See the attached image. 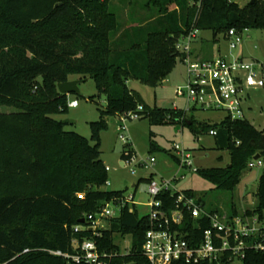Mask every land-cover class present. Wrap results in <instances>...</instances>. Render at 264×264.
I'll return each mask as SVG.
<instances>
[{
  "label": "trees",
  "instance_id": "obj_1",
  "mask_svg": "<svg viewBox=\"0 0 264 264\" xmlns=\"http://www.w3.org/2000/svg\"><path fill=\"white\" fill-rule=\"evenodd\" d=\"M141 7L149 15L122 28L108 0H0V105L14 108L0 112V264H76L52 253L74 254L73 239H94L100 251L111 254L106 264H149L141 253L147 215L138 218L127 205L105 222L98 237L84 228L88 214L123 196L102 189L107 170L100 132L107 116L137 112L153 125L180 124L183 118L194 134L215 130L216 148L228 153L229 162L197 173L221 191L233 192L253 156L264 157V130L249 121L225 116L215 124H188L187 112L150 108L127 85L129 79L160 85L174 68L177 37L192 27L213 37L230 29H264V0L243 6L229 0H147ZM72 76L92 78L98 96L106 97L99 120L91 123L90 139L66 130V123L54 117L69 107L57 84ZM149 145L150 152L158 150L153 141ZM127 147L121 160L133 153H126ZM173 159L177 162L175 154ZM174 197L159 196L168 209ZM244 213L264 219V167L255 204ZM239 214L235 205L228 213ZM79 225L83 228L74 231ZM114 235L130 237L128 253ZM243 264H264V253L247 250Z\"/></svg>",
  "mask_w": 264,
  "mask_h": 264
},
{
  "label": "rangeland",
  "instance_id": "obj_2",
  "mask_svg": "<svg viewBox=\"0 0 264 264\" xmlns=\"http://www.w3.org/2000/svg\"><path fill=\"white\" fill-rule=\"evenodd\" d=\"M108 0L109 7L115 11L122 28L128 27L134 20H142L149 12L140 8L147 0ZM240 6L245 4V0H235ZM134 4V6H133ZM149 8V7H148ZM152 8V7H151ZM174 5H169L172 10ZM200 35L206 38L203 41V54L210 55L214 51V46H219L220 54L230 58L242 54L247 60L257 59L264 61V29H249L240 36V44L234 49L228 48V39L223 34L213 37L208 31H202ZM72 78L82 79V76H72ZM81 82L79 93L67 94L68 101L76 100L75 107H68L67 113L55 115L56 119H69L74 122L66 123L65 129L74 131L88 139L91 136V123L98 121L100 110L107 105L105 95L98 96L96 84L90 77ZM186 83V68L177 58L174 68L157 87L148 86L138 80L129 79L127 85L135 91L140 98L150 108L171 109L176 106L179 110L185 111V119L195 123L204 122L215 124L221 122L226 116L223 111H206L195 108L192 103L187 104L185 100L175 94L178 86ZM247 97L243 101L242 108L244 119L252 123L256 129L264 130V88H252L247 91ZM14 111V108L0 105V112ZM106 129L100 132V151L107 171V181L109 185H104L102 189L108 191H122L127 197L134 194V203L128 205L129 212L137 214L138 218L147 215L149 207L146 204L150 201L147 194V183L145 179L150 175L156 179L160 177H170L177 171L180 179L176 182V188L189 190L195 193L197 199L207 210H217L218 212L229 213L231 207L235 205L238 212L244 213L255 204V192L258 185L259 176L263 167L254 164L251 168H246L241 177L240 183L233 192L221 191L211 182L203 178L199 173L193 172L190 168L178 169L173 159L174 145L181 146L191 155L193 167L210 168L225 166L229 162V155L226 151L216 148L214 136L203 133L194 134L188 126H184L183 118L179 123L151 124L147 118H126L121 121V116H107ZM125 124L127 130H121ZM152 132V133H151ZM120 134H125L129 140L130 148L133 151L136 162L145 160L150 156L155 158L152 168H141L138 165L121 166L120 157L125 150V143L119 138ZM150 141H153L158 150L150 152ZM222 157V160H219ZM135 169V173L131 169ZM181 170V171H180ZM133 204V205H132ZM108 208L116 215L120 214L119 207L115 203H110ZM116 243L122 251H126L131 246L129 236L121 238L114 235Z\"/></svg>",
  "mask_w": 264,
  "mask_h": 264
},
{
  "label": "built area",
  "instance_id": "obj_3",
  "mask_svg": "<svg viewBox=\"0 0 264 264\" xmlns=\"http://www.w3.org/2000/svg\"><path fill=\"white\" fill-rule=\"evenodd\" d=\"M245 1L247 3L250 0ZM244 31L247 30L236 33L230 29L227 32L225 36L229 50L240 44V36ZM199 33L200 30L192 27L176 39L177 58L186 68V83L176 88V96L200 110L223 111L231 119H244L242 104L248 95L247 91L252 88H264V61L247 60L241 56H196L193 43ZM77 104L76 100L68 101L69 107H75ZM172 108L178 109L176 106ZM137 110H142V106L138 105ZM187 111L188 109H185V112ZM126 118L136 119L139 115L137 112H129L121 116V121L124 122ZM121 130H127L125 124L121 126ZM215 133V130L209 131L212 136ZM119 138L128 146L126 153L131 151L130 143L127 142L129 138L125 134H120ZM174 154L178 169L190 168L193 172L198 171V167H193L191 155L181 146L174 145ZM121 162L124 167L138 165L148 169L155 164V158L150 156L136 162L132 153ZM254 164L263 167L262 160L259 159L252 160L248 168ZM106 170L108 171V167ZM131 172L135 173V169L132 168ZM177 172L170 177L159 179L151 174L146 180V191L150 196V201L146 204L149 207V228L144 234L141 253L149 264H243L247 250L264 253V219H260L256 214L229 216L228 213L206 210L196 196L176 188V182L180 179ZM105 184L109 185V181ZM162 193L175 195L170 209L166 208L163 200L159 198ZM77 196L82 199L84 193ZM133 199L134 194H130L109 200L99 211L87 215L84 228L91 230L94 237H98L101 229H105V222L119 216L111 211L108 205L115 203L120 212L125 206L134 203ZM81 228L83 226H76L74 231ZM72 243L76 249L74 254L60 251L52 253L70 258L76 264H106L105 259L111 256L105 251H100L94 239H73ZM128 250L124 252L128 253Z\"/></svg>",
  "mask_w": 264,
  "mask_h": 264
},
{
  "label": "water",
  "instance_id": "obj_4",
  "mask_svg": "<svg viewBox=\"0 0 264 264\" xmlns=\"http://www.w3.org/2000/svg\"><path fill=\"white\" fill-rule=\"evenodd\" d=\"M249 2H254V0H250ZM86 79L85 78H82V79H69L67 81H64V82H60L57 84V90L59 93L61 94H70V93H74V94H77L79 93V87L78 85L85 81ZM63 123H71V122H74L73 120H69V119H64L62 121ZM188 124H190V121H187ZM261 159L262 160V164H263V167H264V157H262L259 153L255 154L253 156V160L257 161ZM120 165L122 166V162H120ZM84 222V219H80L79 220V223H83ZM130 264H135V263H130Z\"/></svg>",
  "mask_w": 264,
  "mask_h": 264
},
{
  "label": "crops",
  "instance_id": "obj_5",
  "mask_svg": "<svg viewBox=\"0 0 264 264\" xmlns=\"http://www.w3.org/2000/svg\"><path fill=\"white\" fill-rule=\"evenodd\" d=\"M201 33V32H200ZM200 33H199V36H198V38L194 41V43H193V51H194V54L196 55V56H199V57H203V58H210V57H213V56H215V55H221L220 54V48H219V46H214V51H213V53H211L210 55H208V54H203V41L206 39V38H204L203 37V35H200ZM238 56H241V57H243V55L242 54H238ZM70 79H75V78H70ZM120 162H121V159H120ZM123 166V165H122ZM151 175V174H150ZM153 175V174H152ZM147 180V178L145 179V181Z\"/></svg>",
  "mask_w": 264,
  "mask_h": 264
}]
</instances>
